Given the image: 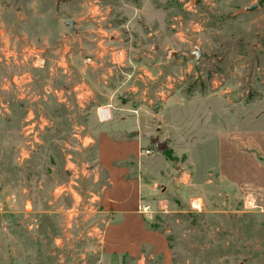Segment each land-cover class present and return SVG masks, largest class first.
I'll return each instance as SVG.
<instances>
[{"label":"rangeland","instance_id":"obj_1","mask_svg":"<svg viewBox=\"0 0 264 264\" xmlns=\"http://www.w3.org/2000/svg\"><path fill=\"white\" fill-rule=\"evenodd\" d=\"M141 58L156 89L171 79L173 93L203 98L205 120L223 103L238 121L251 116L249 133L264 131V0H0V264H162L151 248L139 258L103 253L108 176L76 145L70 119L91 82L116 92L125 77L148 88L133 65H121ZM160 108L157 99L148 116ZM149 121L154 136L163 123ZM28 123H37L29 137ZM36 134L42 144L26 146L24 161V138ZM166 140L155 153L171 152ZM170 155L158 178L142 175L154 189L142 198L174 264H264V208L223 188L212 163L194 169ZM127 164L136 174L137 162Z\"/></svg>","mask_w":264,"mask_h":264},{"label":"crops","instance_id":"obj_2","mask_svg":"<svg viewBox=\"0 0 264 264\" xmlns=\"http://www.w3.org/2000/svg\"><path fill=\"white\" fill-rule=\"evenodd\" d=\"M148 62L147 58H141L135 63L126 60L121 64L133 65L137 80L147 84L148 88L137 87V82L125 77L117 84L116 92L97 89L91 82L85 90L77 92V104L69 108L70 119L74 121L76 145H82L83 151L93 154L97 169L108 176L109 185L99 197L100 212L108 218L101 239L103 253L139 258L145 248H151L162 257V264H174L165 235L150 228L148 219L139 212L141 205L147 204L151 208L142 198V192H154L152 186L143 183L142 175L158 178L169 166L164 153L154 151L161 150L159 146L167 139V148L176 155H185L194 169L212 163L223 188L227 191L237 189L243 194L246 205L264 208V131L249 133L248 126H252V122L248 118L251 116L245 115L243 119L241 116L242 120L238 121L236 108L223 103L205 120L204 99L199 96L185 99L173 93L171 79L156 89V79L146 68ZM96 66H99L97 61L88 68L86 77L90 78L93 71L99 69ZM122 72L125 71L122 69ZM130 94L132 99L126 100ZM135 99L142 103L134 104ZM157 99L161 101L160 111L154 117L148 116ZM100 109L109 110L108 121H101ZM154 119L163 124L154 131V136H150L148 124ZM53 121L28 123L25 134L28 137L33 134L36 124L43 130L44 125H49L46 122L57 123ZM218 128H223L221 133ZM179 142L182 148H178ZM36 143L42 144V138L37 134L31 141L24 138V161L29 157L26 146ZM146 150H152L153 154L146 155ZM131 161L138 164L136 174L127 164ZM159 161L161 165H158Z\"/></svg>","mask_w":264,"mask_h":264},{"label":"built area","instance_id":"obj_3","mask_svg":"<svg viewBox=\"0 0 264 264\" xmlns=\"http://www.w3.org/2000/svg\"><path fill=\"white\" fill-rule=\"evenodd\" d=\"M100 118H101L102 120H107V119H109V118H110V112H109V110H107V109H102V110H100ZM144 152H145V154H147V155H152V154H153V151H152V150H146V151H144ZM139 212H140L142 215H144L148 220L152 218V212H151V209H150V207L147 206V205H141V206L139 207Z\"/></svg>","mask_w":264,"mask_h":264},{"label":"water","instance_id":"obj_4","mask_svg":"<svg viewBox=\"0 0 264 264\" xmlns=\"http://www.w3.org/2000/svg\"><path fill=\"white\" fill-rule=\"evenodd\" d=\"M255 8H256V6H252V7H250L249 10H254ZM66 25H68L70 27L71 32L76 28V23L73 20H67ZM201 55H202L201 52H197L198 58H200Z\"/></svg>","mask_w":264,"mask_h":264},{"label":"bare ground","instance_id":"obj_5","mask_svg":"<svg viewBox=\"0 0 264 264\" xmlns=\"http://www.w3.org/2000/svg\"><path fill=\"white\" fill-rule=\"evenodd\" d=\"M193 207L196 209H200L201 208V204L199 200H194L193 201Z\"/></svg>","mask_w":264,"mask_h":264},{"label":"trees","instance_id":"obj_6","mask_svg":"<svg viewBox=\"0 0 264 264\" xmlns=\"http://www.w3.org/2000/svg\"><path fill=\"white\" fill-rule=\"evenodd\" d=\"M170 153H171V152H170ZM170 153H166V152H165L164 155L167 156V159L173 160V157L170 155Z\"/></svg>","mask_w":264,"mask_h":264}]
</instances>
